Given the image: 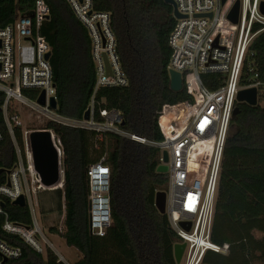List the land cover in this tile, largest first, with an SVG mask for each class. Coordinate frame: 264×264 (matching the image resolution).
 <instances>
[{"label":"trees","instance_id":"trees-1","mask_svg":"<svg viewBox=\"0 0 264 264\" xmlns=\"http://www.w3.org/2000/svg\"><path fill=\"white\" fill-rule=\"evenodd\" d=\"M34 1L0 0V26L29 11ZM44 1L49 6V18L43 22L41 33L51 47L48 61L56 88V113L81 119L95 82L90 38L66 0ZM93 7L110 13L116 52L128 80L119 95L118 89L99 95L108 101L118 96L125 100L124 130L161 141L157 117L162 106L189 100L184 86L178 91L170 88L168 39L176 23L172 6L164 0H93ZM258 28L256 24L254 29ZM255 82H259L258 102L253 106L236 102L238 112L230 125L234 129L230 127L223 150L211 241L226 247V252L207 250L199 264L264 263V106L260 105L264 98V30L251 42L242 68L241 83ZM22 92L30 99L37 95L35 90ZM3 103L0 91V185L16 161ZM10 111L13 119L15 114ZM43 128L52 129L59 140L64 178L62 188L40 192L39 208L41 212L64 211L63 226L50 227L49 231L59 233L68 246L80 252L72 264H177L173 246L178 237L166 214L154 205L155 193L164 190L167 182L166 173L156 170L159 148L113 133L104 134L96 148L92 130L53 120ZM14 136L23 149L19 128L14 129ZM103 155L110 168L111 224L103 236H98L89 231L87 168ZM3 210L14 221L30 223L26 206L5 200ZM255 232L261 236L256 237ZM0 238L23 251L20 259L7 264H65L50 250L45 256L37 254L1 228Z\"/></svg>","mask_w":264,"mask_h":264},{"label":"built area","instance_id":"built-area-1","mask_svg":"<svg viewBox=\"0 0 264 264\" xmlns=\"http://www.w3.org/2000/svg\"><path fill=\"white\" fill-rule=\"evenodd\" d=\"M173 1L180 17H174L176 23L169 34L171 54L167 70L180 73L182 87H185L189 100L162 106L157 124L163 139L157 142L121 127L124 99L118 96L108 101L105 96L99 95L101 91L111 89H118L119 95L128 85L116 52V39L108 11L94 9L93 0H66L76 18L86 27L90 38L95 82L86 108L88 119L65 118L49 106V98L54 97L57 101V97L49 58H46L51 47L41 33L43 22L49 18L48 4L44 0H35L29 11L0 26L2 109L16 154L6 182L0 185V228L4 234L19 238L37 254L45 256L50 250L58 261L69 264L48 241L37 218L38 192L53 190L57 186H45L41 182L33 166L28 133L23 135V149L14 136L18 122L16 105L21 104L38 109L61 124L94 131L93 144L96 148L106 133L158 147V165L165 164L168 168L163 190L164 213L178 242L185 243L181 261L183 259L184 264H199L207 250L226 252V247L211 241V226L223 150L237 93L251 86L258 90L259 82L242 84L241 74L251 42L264 30V14L259 9L262 0H239L236 23L228 18L236 0ZM256 24L260 28L255 30ZM23 89L37 91L36 97H26ZM41 91L45 93V105L36 101ZM11 106L15 114L13 119L10 116ZM47 130L60 154L61 180L58 183L61 187L64 178L62 151L52 129ZM163 151L167 152L166 162L163 161ZM87 176L89 231L103 236L111 224L110 168L105 164V155L88 166ZM20 195L24 196L29 210L28 224L10 219L3 210L5 200L13 203ZM183 222L189 224L188 229ZM22 255L20 246L0 238V264L16 261Z\"/></svg>","mask_w":264,"mask_h":264},{"label":"water","instance_id":"water-1","mask_svg":"<svg viewBox=\"0 0 264 264\" xmlns=\"http://www.w3.org/2000/svg\"><path fill=\"white\" fill-rule=\"evenodd\" d=\"M166 3L170 4L173 9V16L180 17V14L176 10V6L173 0H164ZM225 0H222L224 2ZM259 9L261 13L264 14V0L260 2ZM239 11V0H236L233 7L231 8L228 18L231 22L236 23ZM29 14V13H28ZM50 52L46 54V58H49ZM109 72V70H108ZM169 80H170V88L174 91H178L182 88V79L181 75L178 72L170 70L169 72ZM257 87L251 86L248 88H244L238 91L236 100L237 102H244L248 105H256L257 104ZM37 103L41 105H45V93L41 91L36 99ZM49 106L56 110L57 109V101L54 97L49 98ZM238 112V107H235L232 115H236ZM83 117L85 119L89 118V111L86 110ZM29 147L32 153L33 158V166L35 171L37 172L41 182L45 186H53L57 184L61 180V169H60V154L54 142L52 140V136L47 129H33L27 134ZM163 161L166 162L167 152L163 151L162 153ZM167 166L165 164H160L157 166L156 170L158 172L166 173ZM1 171V169H0ZM14 204L19 206H25V198L23 195H20L17 199L13 201ZM154 205L160 213L165 212V192L163 190H159L155 193ZM186 229L189 228V224L185 222L182 223ZM185 248V243L176 242L173 246V255L175 262L179 264L181 262V257L183 254V250Z\"/></svg>","mask_w":264,"mask_h":264},{"label":"rangeland","instance_id":"rangeland-1","mask_svg":"<svg viewBox=\"0 0 264 264\" xmlns=\"http://www.w3.org/2000/svg\"><path fill=\"white\" fill-rule=\"evenodd\" d=\"M260 105L264 106V99L260 100ZM11 109L14 112L13 106H11ZM16 109L18 112L17 128H19L22 131L23 135L25 132L28 133L33 129H42L43 127H45L46 123L51 120L44 112L38 109H33L31 107L21 104H17ZM233 129L234 128H232V130ZM56 188H62V186L59 187L58 185ZM39 193L40 192H38L37 194V201H38L37 218L39 224L41 225L42 230L46 235L48 241H50L54 246L56 252L62 255V257L66 262L72 264L81 256L80 252L76 250L74 247L68 246L65 240L63 239V237H61L59 233H52L49 231L50 227L61 228L63 226L64 211L62 210L61 212H59L58 210H53V211L45 210L44 212H41L39 208V197L41 193L40 194ZM46 199L47 198H45V200ZM254 234L256 237L261 236V233L259 232H255ZM179 264H184V260L182 259V261ZM255 264H264V263L256 262Z\"/></svg>","mask_w":264,"mask_h":264},{"label":"bare ground","instance_id":"bare-ground-1","mask_svg":"<svg viewBox=\"0 0 264 264\" xmlns=\"http://www.w3.org/2000/svg\"><path fill=\"white\" fill-rule=\"evenodd\" d=\"M59 183H60V181H59ZM59 183H57L55 186H58L59 185ZM60 186V185H59Z\"/></svg>","mask_w":264,"mask_h":264}]
</instances>
